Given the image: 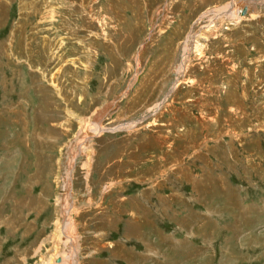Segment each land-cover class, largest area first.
Returning a JSON list of instances; mask_svg holds the SVG:
<instances>
[{"label":"rangeland","instance_id":"374dc122","mask_svg":"<svg viewBox=\"0 0 264 264\" xmlns=\"http://www.w3.org/2000/svg\"><path fill=\"white\" fill-rule=\"evenodd\" d=\"M64 213L74 264H264V0H0V264Z\"/></svg>","mask_w":264,"mask_h":264},{"label":"bare ground","instance_id":"6f19581e","mask_svg":"<svg viewBox=\"0 0 264 264\" xmlns=\"http://www.w3.org/2000/svg\"><path fill=\"white\" fill-rule=\"evenodd\" d=\"M231 4H234V3H230L229 4V6L227 5V6H224L225 8L224 9H222L223 10V14H225L226 15V17L227 18H229V19H232V20H236L237 18H239L238 16H237V13H236V10L235 9H232V8H230V10L228 9L230 6H231ZM234 6V5H233ZM245 12H246V8H245ZM245 12L244 13H242L241 12V15H244L245 14ZM240 15V16H241ZM211 20V19H210ZM220 21V20H219ZM209 22V21H208ZM219 25V22H213L212 21V23L210 24V26H208V24L206 25V27H207V29L208 30H206L205 32H202V33H200L201 34V36H200V39L202 40V42H205V40L207 39V35L205 34L204 35V33H207V34H212L215 30H216V28H217V26ZM203 29V28H202ZM200 34H197V35H200ZM194 37V36H193ZM200 39H197L196 40V44L194 45L195 46V48H193L195 51H198V50H200V48L203 46V43H201L200 42ZM194 41V40H193ZM193 46V47H194ZM192 49V48H191ZM193 50V51H194ZM104 128L100 125V122L98 121V122H96V124H95V131L96 132H100V131H102ZM68 184V183H67ZM68 188L66 189V193H65V197H67V194H68ZM72 192V191H71ZM69 196V198H70V195H68ZM66 199V198H65ZM70 201V200H69ZM68 202V201H67ZM66 210H64V212H66L67 211V208H65ZM68 212V211H67ZM72 213V212H71ZM66 213H64V218H63V221H62V237H61V228H60V226H59V223H58V227H57V232H55L56 233V235H58L59 236V238L61 239V241H63V244H65V246L66 247H69L68 249H69V251L68 252H62L61 253V257H62V260H61V263L60 264H74L75 263V252L74 251H72L73 250V248H74V244H75V232H76V226H75V221L73 220V219H71L70 218V213H67V216L65 215ZM136 233H137V231H136ZM57 237V236H56ZM63 237H65V239L66 240H64V238ZM58 238V237H57ZM69 245V246H68ZM60 256V254H56V255H54V257H53V260H55V258H56V256ZM74 255V256H73ZM52 264H53V262H52Z\"/></svg>","mask_w":264,"mask_h":264},{"label":"water","instance_id":"95a60500","mask_svg":"<svg viewBox=\"0 0 264 264\" xmlns=\"http://www.w3.org/2000/svg\"><path fill=\"white\" fill-rule=\"evenodd\" d=\"M242 13H244L245 12V7L243 8V10L241 11Z\"/></svg>","mask_w":264,"mask_h":264}]
</instances>
